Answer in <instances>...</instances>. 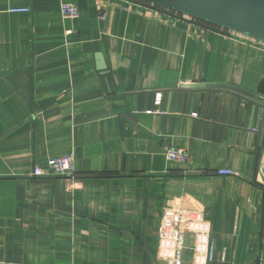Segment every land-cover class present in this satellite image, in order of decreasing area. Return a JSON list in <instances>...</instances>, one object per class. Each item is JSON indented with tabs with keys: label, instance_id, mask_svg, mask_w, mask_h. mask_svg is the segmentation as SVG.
Masks as SVG:
<instances>
[{
	"label": "crops",
	"instance_id": "0c3cea01",
	"mask_svg": "<svg viewBox=\"0 0 264 264\" xmlns=\"http://www.w3.org/2000/svg\"><path fill=\"white\" fill-rule=\"evenodd\" d=\"M155 13L0 0V264H264V43Z\"/></svg>",
	"mask_w": 264,
	"mask_h": 264
},
{
	"label": "water",
	"instance_id": "95a60500",
	"mask_svg": "<svg viewBox=\"0 0 264 264\" xmlns=\"http://www.w3.org/2000/svg\"><path fill=\"white\" fill-rule=\"evenodd\" d=\"M199 19L264 43V0H143ZM227 90L242 98L257 97L239 88L220 83L183 84L180 91Z\"/></svg>",
	"mask_w": 264,
	"mask_h": 264
},
{
	"label": "built area",
	"instance_id": "2783aa9c",
	"mask_svg": "<svg viewBox=\"0 0 264 264\" xmlns=\"http://www.w3.org/2000/svg\"><path fill=\"white\" fill-rule=\"evenodd\" d=\"M152 7L156 8V17H159L160 12L170 13L169 9L157 8L154 4H150ZM28 9H15L13 12H27ZM61 13L63 18L65 19H77L80 16L79 8L75 5L63 4L61 6ZM176 15H179L176 13ZM166 159L172 163L178 164H188L191 161L190 155L182 149H173L167 148L165 151ZM75 173V157L72 154H68L62 157L52 158L48 161L47 167L45 169L35 168L33 171V176L35 177H64V178H72ZM218 175L220 176H233L234 173L231 170H220L218 171ZM187 213L182 211L180 214L178 213L174 218L175 221L181 222L183 219L182 216L185 217ZM171 264H184L181 259H177Z\"/></svg>",
	"mask_w": 264,
	"mask_h": 264
},
{
	"label": "trees",
	"instance_id": "16d2710c",
	"mask_svg": "<svg viewBox=\"0 0 264 264\" xmlns=\"http://www.w3.org/2000/svg\"><path fill=\"white\" fill-rule=\"evenodd\" d=\"M138 1H140V2H142V3H144V4H151V3H149V2H146V1H143V0H138ZM154 6H156L157 8H162V9H166V8H163V7H160V6H157V5H154ZM170 11H172V10H170ZM172 12H174V11H172ZM177 13V12H176ZM178 14H180L181 15V13H178ZM197 20V22H199L200 24H202V25H204V26H206V27H210V28H212V29H215V30H225L226 31V29H224V28H221V27H219V26H217V25H214V24H211V23H208V22H205V21H202V20H199V19H196Z\"/></svg>",
	"mask_w": 264,
	"mask_h": 264
}]
</instances>
